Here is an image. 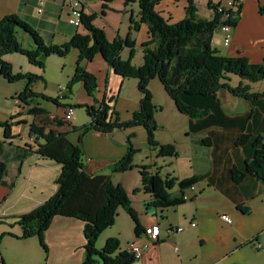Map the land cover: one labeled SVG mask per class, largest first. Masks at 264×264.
Instances as JSON below:
<instances>
[{
	"label": "crops",
	"instance_id": "crops-1",
	"mask_svg": "<svg viewBox=\"0 0 264 264\" xmlns=\"http://www.w3.org/2000/svg\"><path fill=\"white\" fill-rule=\"evenodd\" d=\"M88 1L89 14H96L94 24L105 30L109 40L113 41L118 36L127 38L131 34L133 17L139 19V0ZM194 1L199 8V17H213L209 7L207 15H201L202 3ZM259 1L264 0L245 1L239 23L233 29L231 45L223 47L222 32L220 40L214 36L213 46L221 54L245 55L253 63L264 59V15L258 11ZM189 3L190 0H161L156 9L165 19L178 22L187 17ZM11 13L32 24L49 44H63L76 33H87L84 26L78 28L69 23V12L63 0H0V15ZM23 37L29 47H34L26 34ZM132 38L136 41V52L138 49L143 52V44L151 39L149 26L143 23L139 30L133 32ZM130 52L126 48L121 55L127 58ZM142 54V58H134L135 65L143 64L144 52ZM7 55L4 58L14 64V59ZM85 66L98 77L99 99L106 98L108 102L113 101L117 94L122 95L125 79L113 71L101 54L86 61ZM241 81L239 76H231L229 80L232 86ZM262 81L244 80L250 84L252 92H264V89H256V83ZM168 97L167 106L174 121L167 120L160 109L156 114L159 125L156 139L161 143L174 141L179 155L159 157L158 151L149 144L147 130L140 125L128 128L130 134L141 137V143L137 145L140 153L134 158L138 168L111 172V166L120 158L117 155L86 162L89 173L111 174L115 183L125 187L141 228L138 234L136 222L120 207L115 224L100 235L98 248H103L109 238L116 237L121 242L119 251L127 250L128 245L135 241L147 246L142 262L138 264H264V183L255 174L246 171L247 160L252 159L258 149L256 138L264 137V96L247 100L228 88H221L202 108L207 110V114L197 118L181 113L175 101ZM141 98L139 94L134 101H130L121 96L109 104L117 110L123 102L127 111L133 114L139 108ZM154 100L159 106L156 98ZM59 106L60 111L63 110L62 103ZM19 126H14L15 134L20 133ZM115 132L107 136H113ZM243 136L246 140L241 143L239 141ZM180 138H184L182 143H179ZM13 142L23 144L18 138ZM30 142L33 143L32 137ZM153 164L163 176L172 174L179 179L201 176L194 188L186 189L185 203L166 208L153 205V196L143 189L140 169V166ZM234 168L245 172L241 181L235 180ZM61 171V164L37 154L20 164L10 162L6 179L14 185L0 184V264H83L87 240L85 222L79 218L60 215L54 218L46 232L48 255L36 236L21 239L4 234L21 235L22 228L16 224L17 220L56 193ZM172 192L180 195L179 185ZM222 214H229L232 222L223 220ZM155 223L160 225V239L150 243L144 229ZM95 264L105 263L97 256Z\"/></svg>",
	"mask_w": 264,
	"mask_h": 264
},
{
	"label": "trees",
	"instance_id": "trees-1",
	"mask_svg": "<svg viewBox=\"0 0 264 264\" xmlns=\"http://www.w3.org/2000/svg\"><path fill=\"white\" fill-rule=\"evenodd\" d=\"M108 2L112 0H105ZM161 0H139V19L133 17L131 34L127 38L118 36L109 40L104 29L94 24L95 13L85 12L82 20L87 33H76L63 44L47 43L41 33L29 22L16 13L0 15V75L9 82L26 79L24 90L18 95L19 101L29 107V114L34 120L16 121L22 114L18 112L7 121L0 120V126L5 129L4 138H0V184L8 183L10 162L22 163L33 154L41 158L53 160L62 166L57 179L58 189L47 201L32 211L19 217L16 224L22 228L21 235L11 232L21 239L38 237L46 254L49 247L46 242V232L56 216L76 217L85 222V259L83 264H95L96 257L103 259L105 264H133L135 256L126 250L119 251V238L111 237L103 248H98L100 235L116 222L118 209L123 207L136 222V231H141L139 218L132 206L131 199L120 183L113 181L112 175L100 172L91 174L87 171L83 146L74 143L64 130L67 123L61 118H54L59 128L49 126L48 110L39 104H34L35 98L43 97L61 105L59 98H51L33 90V84L42 76L34 73H15L13 64L4 58L5 55L18 53L25 55L30 63L45 68V59L52 54L67 56L71 49L76 48L80 54L76 62V71L68 86L71 89L77 82H82L89 95L97 90L98 77L85 66L86 61L93 60L97 54L105 59L113 71L123 78L138 79V89L142 95L140 106L129 120H122L118 111L106 99L99 107L87 105L91 121L85 128L92 129L101 135H108L115 130L144 126L148 133L151 148L158 151L159 157H174L178 155L177 147L170 143H161L156 139L158 121L156 114L162 108L154 101L150 83L158 78L165 91L175 101L179 111L188 117L197 118L207 114L202 109L206 102L221 89L228 88L237 96L247 100H257L264 92H252L250 84L264 80V59L253 63L245 55H223L213 46V38L218 28L229 24L236 28L240 20V10L219 11L221 2L208 0V7L213 11L212 18L199 17V8L194 0L187 7V17L178 22L165 19L156 6ZM106 5V4H105ZM107 7V6H105ZM259 12L264 15V2L259 6ZM227 15V16H225ZM145 23L149 26L151 39L143 44L144 62L137 66L133 63L136 41L133 32ZM26 34L34 43L29 47L24 40ZM129 48L130 57L123 59L121 52ZM239 76L242 81L237 86L229 82L231 76ZM112 101V100H111ZM67 106V105H65ZM30 123V137L33 143L15 144L18 135L14 126ZM61 128V129H60ZM73 129H77L74 127ZM246 136L240 138L244 142ZM258 147L254 157L247 160L246 171L255 174L264 183V137L256 138ZM138 149L133 145L132 135L128 137V148L125 155L111 166V172H125L136 167L135 154ZM153 166H140L143 189L150 193L153 205L166 208L185 203L186 189L192 188L201 176L179 179L172 174L163 176ZM236 181L245 177V172L233 169ZM179 185L180 195H174L173 188ZM140 190V189H139Z\"/></svg>",
	"mask_w": 264,
	"mask_h": 264
},
{
	"label": "rangeland",
	"instance_id": "rangeland-1",
	"mask_svg": "<svg viewBox=\"0 0 264 264\" xmlns=\"http://www.w3.org/2000/svg\"><path fill=\"white\" fill-rule=\"evenodd\" d=\"M200 1L202 3L201 15L206 16L207 13L209 12L208 6L206 5L208 0H200ZM263 2L259 1L258 11L260 4ZM252 8H253V4L251 5V9ZM87 12H88V6H87ZM215 37L217 40L221 39L220 31L216 32ZM223 47L226 48L228 46L223 45ZM142 53H143L142 49H138L137 52L135 51V54L132 59L134 60L136 56L137 57L140 56V58H142L143 57ZM79 54L80 52L76 48L71 49V51L67 54V56L64 57L59 56L57 54H52L49 57H46L45 68H41L39 66L30 63L28 58L22 54L11 53L8 54L7 56L14 59L13 71L15 73L30 72L42 76L33 84V90L35 92L39 94H45L51 98H59L60 88L63 87L65 89V97L59 98V101L60 103H62V106H64L63 104H66L67 106L72 105L74 107L75 113L70 123H67L65 125L64 130L67 132L68 137L74 143L79 144L80 142V145L83 146L85 152V160H86L85 162H87L90 159L98 160L99 158H108L111 155H117L120 156V158H122L127 151L128 137L130 135H132V141L134 147L138 149L137 153H140L139 152L140 148H138L137 145L141 143V137L139 134H130L128 128L115 130L116 131L114 133L115 135L107 136V135H101L92 129L88 130L87 128L84 127L88 125L91 121V116L88 113L87 105L90 106L94 105L96 107H99L101 101L106 98L102 100L98 98V94L100 90L99 86L95 91L94 95L88 94L82 82H77L72 86L71 89L69 88L68 84L76 71V62L78 60ZM129 57L130 55L127 58H123V57L122 58L128 59ZM124 79H122L124 80V85L122 88L123 93L120 96H118L117 94V96L114 97L113 101L114 100L117 101L118 97L121 96L125 97L130 101H134V99L137 98L139 94H141L138 89V79L136 78H124ZM26 83H27L26 79H22L16 82H9L2 75H0V120L7 121L8 119L11 118V116H13L19 111L22 112V114L16 119V121H22L25 120V118H29L28 120L29 122H32L34 120L33 115L29 114V107L22 104L18 99V95L24 90ZM150 85L151 87L150 86L149 87L154 94V99L156 98L157 103H159V106L162 107L161 109L163 111L164 117L169 121H174L171 110L167 106V98L169 97L161 81L158 78H155L151 81ZM256 89L257 90L264 89V81L256 83ZM109 102H111V100H109L108 103ZM34 104H39L41 107L49 111L48 113L49 126L53 128H59V123L55 122L54 118L57 119L61 118L60 112L63 113L64 107L63 110L60 111L59 105L54 103L52 100L49 101L47 99H44L43 97L35 98ZM117 111L120 114L122 120H129L132 117V114H130L127 111V106H125L123 102L119 104ZM19 127H20L19 129L20 133L17 135H18V140L21 143H23L21 145H24L26 143H31L30 123L27 124L23 123ZM74 127H77V129L76 130L73 129ZM4 131L5 129L0 126L1 139L4 138ZM183 140L184 138H180L179 143H182ZM32 142H34L33 138H32ZM170 144H174L177 147L178 155H179L180 151L176 143L173 141L170 142ZM113 150L115 151L112 152ZM140 156H143V154H141ZM158 167H161V165H158ZM135 168H138V166L136 165ZM154 169L156 168L154 167L151 168V170L153 171Z\"/></svg>",
	"mask_w": 264,
	"mask_h": 264
},
{
	"label": "built area",
	"instance_id": "built-area-1",
	"mask_svg": "<svg viewBox=\"0 0 264 264\" xmlns=\"http://www.w3.org/2000/svg\"><path fill=\"white\" fill-rule=\"evenodd\" d=\"M245 1L246 0H227L226 2H221V4L219 5V11L232 10L236 12L241 9ZM88 2H89L88 0H63L64 5H66L69 10L68 21L70 24L76 27H80L83 25L82 17L83 14L87 12ZM40 11H42V9H40ZM233 29L234 28L231 25L224 24L220 26L217 30L224 34V44L226 46H229L232 43ZM62 97H65V89L63 87H61L59 90V98ZM74 113L75 110L72 105L64 106L62 118L67 122H70L74 116ZM192 188H194V186ZM221 217L226 222H232V218L229 214H222ZM179 230H181V228H179ZM160 234H161V230H160V225L158 223H155L144 229V235H146L150 243L158 242L160 239ZM146 249H147L146 245H141L135 241V242H131L128 245L126 251L134 254L135 256L134 263L138 264L142 262Z\"/></svg>",
	"mask_w": 264,
	"mask_h": 264
}]
</instances>
